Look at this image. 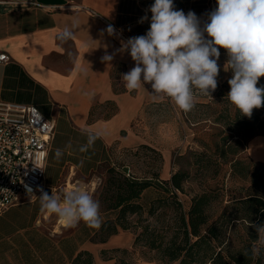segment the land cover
Instances as JSON below:
<instances>
[{
	"label": "crops",
	"instance_id": "obj_1",
	"mask_svg": "<svg viewBox=\"0 0 264 264\" xmlns=\"http://www.w3.org/2000/svg\"><path fill=\"white\" fill-rule=\"evenodd\" d=\"M196 1H187V13L199 15ZM173 2L175 9H183L182 0ZM153 3L0 0V54L9 56L8 62L0 63V101L34 105L53 122L55 133L45 166L49 195L67 182L93 175L116 148L148 145L156 149L163 158L159 182L169 180L171 150L179 142L174 123L160 116L167 103L173 110L176 105L165 97H154L150 83L129 90L122 81V74L135 66L122 44L138 36L136 31L149 29L152 14L148 9ZM145 16L148 19L141 22ZM65 26L74 35L61 40ZM109 26L114 29L112 34L107 31ZM105 55L113 59L105 62ZM219 68L217 80L222 81L229 73L225 66ZM97 132L95 144L79 152V146L87 143V134ZM57 148L64 149L59 161L55 159ZM244 153L251 161L264 163V133L249 138ZM155 188H148L142 196ZM37 198L0 216V264H72L81 252L90 253L93 264H114V259L103 261L99 254L132 243L129 231H119L104 243L91 242L89 238L99 228L77 240L64 232L66 226L56 230L60 217L41 210ZM100 213L103 222L115 218L113 211Z\"/></svg>",
	"mask_w": 264,
	"mask_h": 264
},
{
	"label": "clouds",
	"instance_id": "obj_2",
	"mask_svg": "<svg viewBox=\"0 0 264 264\" xmlns=\"http://www.w3.org/2000/svg\"><path fill=\"white\" fill-rule=\"evenodd\" d=\"M148 10L152 15L146 34L122 44V50L128 51L135 62L130 71L122 74L127 89L150 83L154 97L167 96L179 109L189 112L195 106L196 95L211 97L217 89L219 49L223 48L228 56L225 70L233 73L228 80L230 103L248 117L254 108L264 106V87H257L264 76V0H217V7L208 14L202 28L194 12L176 10L173 0H154ZM146 19L142 17L141 22ZM107 31L112 34L114 29L109 26ZM205 33L211 39H206ZM73 35L72 28L65 26L59 39L67 40ZM112 59L110 55L103 57L105 62ZM99 135L88 133L87 143L79 146V152H87ZM63 155L64 149L55 150L56 160ZM39 191L41 210L58 215L69 227L80 221L92 228L102 226L100 203L86 190L63 193L62 201L54 192L49 195L43 189ZM252 226L258 239L251 254L258 257L264 249V224Z\"/></svg>",
	"mask_w": 264,
	"mask_h": 264
},
{
	"label": "trees",
	"instance_id": "obj_3",
	"mask_svg": "<svg viewBox=\"0 0 264 264\" xmlns=\"http://www.w3.org/2000/svg\"><path fill=\"white\" fill-rule=\"evenodd\" d=\"M218 90L217 87L215 96L220 95ZM263 115L264 106L254 108L251 117L241 114L235 107L233 117L226 113L221 114L218 120L231 118V122L227 120L226 123L230 125L229 131L249 139L255 136V131L264 130ZM226 139L224 136L220 142L215 143L216 159L205 153L189 155L191 165L201 171L202 175L214 178L219 166L227 163L230 176L247 184L237 194H229V204L216 217L213 216V204L221 201L224 196L217 186L203 189L192 196L187 208L177 200L176 193H183V184L190 178L189 173L184 170L173 171L169 180L159 182L158 169L138 177L126 170L122 172L109 168L99 203L101 212L113 211L115 218L104 221L89 240L104 243L119 231H129L134 234L133 246L146 248L149 260L159 264H264V249L258 257L251 254L258 239L256 228L252 225L264 224V163L240 158L239 142L228 141L226 144ZM139 148L162 162V155L156 149L148 145H140ZM255 163L262 164V168L251 171V166ZM160 185L169 192V196L152 200L145 210L140 203L143 192ZM166 206L173 213L171 224L158 228L147 221L156 216L157 210ZM237 225L242 233L238 235L239 232H236L237 240L233 242L231 230ZM104 253L105 251L101 252ZM72 264H93V257L88 252H81L73 259Z\"/></svg>",
	"mask_w": 264,
	"mask_h": 264
},
{
	"label": "rangeland",
	"instance_id": "obj_4",
	"mask_svg": "<svg viewBox=\"0 0 264 264\" xmlns=\"http://www.w3.org/2000/svg\"><path fill=\"white\" fill-rule=\"evenodd\" d=\"M188 0H182L183 9L177 8L176 10H183L187 14L185 5ZM200 8L199 15H196L200 20L201 28L208 22V14L212 11V6L217 7V0H197ZM185 9V10H184ZM148 30L136 31L138 36L145 35ZM206 39H211L207 37ZM220 57L218 60V66L224 67L228 59L226 50L220 48ZM220 72V71H219ZM229 76L222 80H217L218 92L220 95L215 96L212 101H205L202 99H195V106L189 112L179 110L176 106V110H173L172 106L167 103L163 112L161 113V119L166 121H172L174 123V134L177 136L178 145L171 150L169 159V172L184 170L189 173L190 178L183 184V193L177 192L176 197L181 202L184 208H187L190 204V199L197 193H200L203 189L215 188L216 186L221 188L220 194L221 201H217L213 204V216L216 217L223 211L224 207L229 204V194H237V191L242 186H247L246 182L241 181L239 178H232L230 176V167L227 163H222L219 166L218 174L212 178L211 175H202L196 167L191 165L189 155L191 153H205L206 156H211L213 159L215 150V143L220 142L221 138L227 137L226 144L229 142H239L238 156L242 159L250 161L245 156V144L248 138L237 136L235 133L229 131V126L226 123L231 122V118L223 121L218 120L221 114H230L232 117L235 113V106L230 103L227 98V93L230 91L228 80L232 77L233 73L229 69ZM257 87H264V76L260 77L257 83ZM223 94V95H222ZM216 95V94H215ZM175 105V104H174ZM264 117V115H263ZM264 133V130L255 131L253 135ZM229 141V142H228ZM162 162L158 159H154L151 153L141 150L139 147L131 150L113 149L108 162L102 164L97 172L88 178H77L74 182H67L61 189L55 193L63 198V193L68 191L83 189L86 190L95 200L100 201L102 195V187L106 181L109 168H116L119 171H125L138 177H143L151 170H159L161 174ZM262 164H256L251 166V171L262 168ZM121 167H123L121 169ZM160 167V168H159ZM169 196V192L166 191L162 185L155 189L148 190L140 199V203L147 210L150 202L160 197ZM220 200V199H219ZM171 209L169 206L163 207L156 211V216L149 218L147 221L154 224L158 228L163 225H169L172 222ZM146 216V214H144ZM158 217V218H156ZM58 218V216H57ZM158 219V221H156ZM65 224V225H64ZM56 230L60 227H65L64 232L74 234L76 237L82 238L84 234L89 231H93L92 227H89L85 222L80 221L75 227H69L66 222L60 218L56 222ZM165 227V226H164ZM239 225L231 230L232 236L234 235L233 242H236L237 236L242 233L239 230ZM230 230V229H229ZM236 232H239L237 235ZM132 243L125 248L114 249L112 251H105L104 254H99L103 261L109 259L115 260L114 264H139L141 262H147L148 264H159L156 261L149 260L150 255L147 254L146 248L142 246H133L134 234ZM79 240V239H77ZM176 264V263H173Z\"/></svg>",
	"mask_w": 264,
	"mask_h": 264
},
{
	"label": "built area",
	"instance_id": "obj_5",
	"mask_svg": "<svg viewBox=\"0 0 264 264\" xmlns=\"http://www.w3.org/2000/svg\"><path fill=\"white\" fill-rule=\"evenodd\" d=\"M8 61V55L0 54V63ZM215 94L216 90L212 98L196 95L195 99L212 101ZM54 133L53 122L36 106L0 101V216L39 197L40 189L47 190L45 166Z\"/></svg>",
	"mask_w": 264,
	"mask_h": 264
},
{
	"label": "bare ground",
	"instance_id": "obj_6",
	"mask_svg": "<svg viewBox=\"0 0 264 264\" xmlns=\"http://www.w3.org/2000/svg\"><path fill=\"white\" fill-rule=\"evenodd\" d=\"M65 225V224H64Z\"/></svg>",
	"mask_w": 264,
	"mask_h": 264
}]
</instances>
